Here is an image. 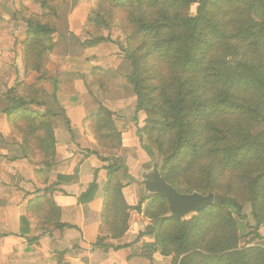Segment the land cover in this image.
<instances>
[{
	"label": "rangeland",
	"instance_id": "rangeland-1",
	"mask_svg": "<svg viewBox=\"0 0 264 264\" xmlns=\"http://www.w3.org/2000/svg\"><path fill=\"white\" fill-rule=\"evenodd\" d=\"M193 1L195 3L189 6L172 1L158 4L144 2L139 8L135 6V2L117 6L118 3L112 0H96L94 4L87 5L89 10L84 17L85 23L90 17L89 25L94 34L112 37V42L118 49L115 54L127 65L125 71H115L117 76L111 74V78L108 72L95 73V81L108 87L111 80L114 88L119 90V100L129 104L127 111H123L124 114H116L118 121L115 129L120 137L121 133L127 134L129 139L126 145L130 147L134 144V148H123V153H132L137 148L143 155V161L149 162V156L144 151L146 147L158 163H162L173 153L178 138L179 119L182 120L187 139L190 145L196 147L198 155L192 154L190 145L185 147L175 168H169V180L184 193H205L211 190L216 197L237 201L240 204L239 213L232 209L223 212L225 221L229 222L228 226L215 224L211 235H229L236 241L237 249L256 250L255 263L252 256L251 264H264V177H261L264 173V47L260 53L255 54L248 42L233 38L237 30L249 23L264 25V0H208L205 5L202 0ZM77 2L78 0H57L52 7L56 5L60 11L65 6L67 9L75 6ZM41 4L40 0H0V19L9 22L17 17L15 22L24 27L27 22L54 23L50 10L42 9ZM201 5L204 6L205 17L200 23L201 32L213 44L200 68L196 70L180 67L173 53L163 55L162 51L156 50L154 38L142 35L137 30L134 17L142 15L145 21L152 23L163 12L174 18L183 15L196 17ZM10 8L15 9L16 14L19 10L21 12L16 15ZM60 16L65 18L67 14ZM24 38L25 35L20 42L14 44L12 51L15 55L11 64L2 57L11 46V40L6 38L0 44V61L11 65L9 73L16 77L13 84L10 79L5 82L7 89L18 83L19 93L27 96L26 85L36 82L39 76L36 73H25L20 47ZM75 42L73 40L74 44ZM75 45L74 50L69 53L78 52ZM43 46L47 47V44ZM128 57L133 58L138 66L141 94L139 108L129 81L131 66ZM214 62L230 69L246 62L260 76L261 83L256 82L254 72L255 76L250 71H245L253 84L233 90L229 94L232 106L222 110L218 106L222 88L210 77L212 70L209 69ZM65 64L69 65L70 62H63V66ZM59 70V67L50 69L48 62L45 64V75L41 82L43 102L53 101L51 88L46 93L45 87L52 86L51 82L55 78L49 75L55 74L58 77ZM31 76L33 78L30 79ZM86 83H90V80ZM113 123L115 124L114 121ZM216 130L219 131L222 145L245 142L249 145L248 150L255 154L243 159L236 169H227L221 158L213 152L216 146L211 139ZM134 139L136 141L133 143ZM122 144L120 141L118 150L122 148ZM121 158L124 162L127 160L126 156ZM139 189L137 186L138 192Z\"/></svg>",
	"mask_w": 264,
	"mask_h": 264
},
{
	"label": "crops",
	"instance_id": "crops-1",
	"mask_svg": "<svg viewBox=\"0 0 264 264\" xmlns=\"http://www.w3.org/2000/svg\"><path fill=\"white\" fill-rule=\"evenodd\" d=\"M87 5H92V0H78L68 9L65 6L55 20L48 65L60 70L58 77L49 75L55 79L52 86L45 87L46 93L51 88L53 101H44V107L38 109L54 115L56 155L49 170L40 171V161L27 155L22 140L10 131L4 115L5 82L10 79L13 84L16 77L9 73L11 65L0 61V264H172L173 255L162 254L150 229L152 222L144 215L149 201L142 202L141 187L130 179L143 161L142 153L137 148L132 153L122 152L134 148V144H125L129 139L125 133H121L123 144L118 150L106 148L95 131L100 106L113 113L116 126V114H124L129 104L119 100V90L111 80L108 87L94 83L93 70L108 72L111 78L127 65L115 54L114 43L80 46L88 39ZM10 10L16 14L15 9ZM63 13L65 18L60 16ZM15 19H0V44L6 38L11 40L10 49L2 56L9 64L15 55L14 44L26 31ZM74 45L78 52L69 53ZM66 61L70 64L63 66ZM122 156L127 157L125 162ZM109 163L122 167L112 177L105 169ZM93 184L96 190L87 201L86 192ZM45 188L53 190L52 208L40 204ZM119 196L128 207L125 230L124 224L117 223L122 210L116 207L122 204Z\"/></svg>",
	"mask_w": 264,
	"mask_h": 264
},
{
	"label": "trees",
	"instance_id": "trees-1",
	"mask_svg": "<svg viewBox=\"0 0 264 264\" xmlns=\"http://www.w3.org/2000/svg\"><path fill=\"white\" fill-rule=\"evenodd\" d=\"M41 8H48L54 18L52 24L31 23L27 22L25 38L20 43L21 50L23 52V61L25 67V73L38 74L36 82L26 85L27 96H23L19 93L18 83H15L12 87L6 90L4 99L6 102V108L4 115L6 116L7 123L9 125L12 134L18 136L22 140V149L27 155L37 158L41 170L50 169L54 164V158L56 155L55 138L51 124V118L54 116L51 112L45 111V113L39 112V108L44 107L43 102V88L41 82L45 75V64L49 60V55L54 48L53 34L56 32L55 20L58 18V7H52L53 2L57 0H40ZM96 0H92V4ZM117 6L124 5L126 3L135 2L136 7H140L144 2H151L158 4L160 2L172 1L173 3H185V6L195 3L193 0H112ZM205 5L208 0H202ZM49 4V6H48ZM204 6L201 5L198 8V15L196 17H187L186 15L177 16V18L170 17L165 12L162 13L160 18L155 22H147L143 19V16L134 17V20L138 26V32L142 35L150 36L155 39L154 44L156 50L167 56L173 53L177 64L184 69H198L207 56L208 50L212 46L211 39H206L202 34L201 21L204 20ZM89 22L90 17L86 20V27L88 29V39L80 44L82 48H92L103 43H113L108 37L102 34H94V30L91 29ZM233 38L246 41L249 43L250 49L253 53H260L264 47V25H257V23H249L243 28L236 31ZM47 44V47L43 45ZM18 55V54H17ZM131 66V75L129 76L130 84L133 86L135 97L137 98V108L140 107V90H139V75L137 62L133 58L128 59ZM212 73L210 77L218 83L222 88V93L218 97V106L222 110L232 106L229 101L231 96L229 95L233 90L240 88H246L253 84V80L250 79L245 71H250L254 76L255 72L252 65L249 66L246 62L237 64L235 69H230L227 66H221L217 62H214L210 66ZM102 72L99 69L93 70V82L95 81V73ZM255 74H254V73ZM106 73V72H102ZM264 73V69H263ZM256 82L261 83V78L256 74ZM103 86V85H102ZM18 89V90H17ZM243 107V106H242ZM250 111V110H249ZM98 122L95 126V131L100 134V142L108 149H117L121 137L119 132L115 129L112 117L113 113L106 110L102 106L98 109ZM178 138L175 141L173 153L167 157L162 163V171L164 178L168 184L174 187L178 192L184 193L177 186H175L169 180V174H171L170 167L175 168L176 161H179L181 151L190 145L187 135L184 131L182 120L179 119ZM219 131H215L212 136V141L216 146L213 152L218 155L223 165L229 169H236L241 161L247 157L253 156L255 153H251L248 150L247 143H236L233 145H222L221 136L218 135ZM221 141V142H220ZM192 154L197 156V149L194 145H190ZM144 151L148 156H153L149 153V149L144 147ZM122 167L114 166L109 163L105 169L108 173V177H112ZM125 174L127 170L125 169ZM264 177V173L261 175ZM260 180V177H259ZM258 180V182H259ZM117 188V189H116ZM116 192L119 193L120 185L117 183ZM96 190L95 184L91 185L86 192V200H91ZM205 193H202L205 195ZM212 192V191H211ZM117 193V194H118ZM213 193V192H212ZM52 188L44 189V197L42 198L41 205H48L52 208ZM215 195V194H214ZM119 199L121 197L119 196ZM142 202L149 201L145 208L144 215L148 217L152 225L150 229L155 234L156 244L159 245L162 254L164 256L172 257V264H251L252 256L255 263L256 250L250 249H237L236 241L231 239L229 235H219L213 237L211 235L212 227L215 224H221L223 227L228 226V221H225L223 212L227 209H232L237 212L240 211V204L225 197H216L214 204L197 215H192L183 222H179L174 219L166 218L168 214V206L160 196H150L141 199ZM121 205H116L121 208L120 222L123 225V229L126 228V210L128 207L124 205L121 199ZM47 206V208H48ZM115 207V206H114ZM49 209V208H48ZM116 209V208H115ZM50 210V209H49ZM139 210V207H137ZM51 214V211H49ZM53 215V214H52ZM51 218V217H50ZM219 225H216V227Z\"/></svg>",
	"mask_w": 264,
	"mask_h": 264
},
{
	"label": "water",
	"instance_id": "water-1",
	"mask_svg": "<svg viewBox=\"0 0 264 264\" xmlns=\"http://www.w3.org/2000/svg\"><path fill=\"white\" fill-rule=\"evenodd\" d=\"M130 179L141 187V198L160 196L165 199L168 206L166 218L179 222L204 211L215 201V195L211 191L205 195L200 192H178L166 182L162 164H159L154 156H149V162L140 161L137 171Z\"/></svg>",
	"mask_w": 264,
	"mask_h": 264
}]
</instances>
